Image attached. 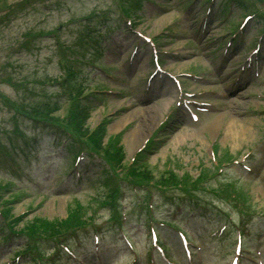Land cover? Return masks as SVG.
<instances>
[{
    "label": "rangeland",
    "instance_id": "obj_1",
    "mask_svg": "<svg viewBox=\"0 0 264 264\" xmlns=\"http://www.w3.org/2000/svg\"><path fill=\"white\" fill-rule=\"evenodd\" d=\"M240 1L248 8L214 2L213 8L223 12L215 18L208 32L202 33L198 22L206 13L204 0H144L129 20H120L126 9L124 5L127 7L122 0H0V154L7 152V157L13 159H0V179H9L18 185L15 186L18 190L26 191L13 189L18 195H3L11 207L9 216L14 215L13 220L18 216L20 226L40 218L55 230L52 226L56 219L64 218L71 208L77 209V203L80 207L84 205L85 211L89 209L88 214L94 210V223L102 225L99 256L93 253L90 233H79L69 241L78 261L60 251L56 264H125L132 254L115 230L124 205L126 222L122 229L131 242L135 241L132 244L135 254H142L145 247L149 249L146 223L170 221L188 232L191 244L188 259L175 233L158 227L157 234L171 264H228L237 227L248 229L242 242L241 264L257 261L264 264V44L261 43L259 54L252 56V65L248 67L245 62L251 48L264 34V15H260L264 11V0ZM20 5L23 9L14 14ZM246 14H253L254 18L243 30L244 42L237 39L240 48L232 44L223 59L220 52L230 38L229 33ZM259 18L263 20L261 23L257 22ZM86 25L95 30L91 37L84 32ZM136 33L150 38L161 51L170 52L160 56L162 68L171 75L182 74L178 76L181 87L202 93L201 99L213 108L211 112L199 114L195 123L181 113L184 118L175 121L177 118L172 115L178 111L174 104L176 88L167 77L162 80L153 77L147 89L146 77L153 70L148 60L150 51L141 48L142 40ZM93 38L101 49H94ZM135 43L139 47L131 60ZM60 61H70L74 67H79L83 71L78 72L79 79L86 76L84 84L90 94L82 102L90 109V116L84 126L93 130L97 124H104L103 143L108 135H120L119 140L114 137L112 141L122 146L120 163H126L124 170L129 169L135 158L132 163L138 166L139 174L147 173L157 181H165L161 179L165 177L184 178L189 185L182 191L194 193L187 195L166 189L170 182L159 186L156 181L144 188L137 187L130 182L134 177L126 179L119 172V198L117 195L112 202L114 195L104 200V203L116 204L115 211L101 202L113 184L102 180L105 176L103 162L99 159L93 164L83 161L81 165L86 171L74 180L70 171L73 156L65 153L63 146L54 147L50 138H40L41 164L38 167L34 160L35 148L15 152L22 147L25 136L32 135L26 125L19 126L26 134L23 140L18 141L19 136L12 134L17 124L11 120L10 104L35 105L45 92L62 106L61 111L47 121L56 123L53 117L62 119L72 111L62 85L53 82L41 85L37 81L64 75ZM167 118L170 123L162 131L160 125ZM155 133L157 138L144 155L146 141ZM27 146L30 148V144ZM226 153L231 159L245 157L251 170L246 171L238 164L224 168V163L220 174L208 180L206 190L201 191L208 177L205 171L213 172L215 157L224 158ZM137 160L143 161V165ZM113 164L117 161L112 160L111 169ZM108 175L112 176L109 172ZM87 176L89 179L85 180ZM199 178H202L199 184L194 185ZM227 179H233L248 193L249 196L242 199L248 203L249 212H253L249 220L242 208L236 209L227 202L226 195H214L209 189ZM23 183L41 193L28 190ZM58 185L64 193L48 194L58 191ZM224 192L234 194L230 189ZM222 225L226 228L219 236L215 231ZM3 227L0 241L7 232L4 224ZM22 243L20 238L8 243V249L0 255V264L13 257ZM49 245L46 240L40 242L39 247L47 250ZM256 249L260 254L254 255ZM46 254L51 255L52 251ZM153 256L156 258L155 254Z\"/></svg>",
    "mask_w": 264,
    "mask_h": 264
},
{
    "label": "trees",
    "instance_id": "obj_2",
    "mask_svg": "<svg viewBox=\"0 0 264 264\" xmlns=\"http://www.w3.org/2000/svg\"><path fill=\"white\" fill-rule=\"evenodd\" d=\"M19 108H23L19 106ZM14 114H21V112L15 111ZM59 109L58 106L51 105L48 102L37 105H30L22 109V111L25 113V116L30 117L33 120H36V118L44 119L45 116H49L53 112L57 111ZM87 119V112L86 110H83L81 113H73L70 117L71 126L74 128L77 132H82L83 135H85L88 132V129L84 127V122ZM103 127L96 128L95 132L91 134L89 137L90 143L93 145L94 150H98V148L102 147V137H103ZM90 135V134H89ZM118 141V140H116ZM104 150L103 154L104 156L109 160H116L118 163H120V159L123 158V154L121 151V146L115 145V141L112 140L109 141L106 145H103ZM145 179H150L152 177H148L147 173L140 174ZM162 179V178H161ZM7 213V211H6ZM74 224L71 223V219L65 220V221H59L56 222L54 226L55 230H53L48 223L44 222L43 219L37 218V220H33L32 222H27L22 230L30 231V232H42V233H57L60 232L62 229H69L70 227H73Z\"/></svg>",
    "mask_w": 264,
    "mask_h": 264
},
{
    "label": "bare ground",
    "instance_id": "obj_3",
    "mask_svg": "<svg viewBox=\"0 0 264 264\" xmlns=\"http://www.w3.org/2000/svg\"><path fill=\"white\" fill-rule=\"evenodd\" d=\"M234 124V123H231V125ZM235 124H237V122H235Z\"/></svg>",
    "mask_w": 264,
    "mask_h": 264
}]
</instances>
